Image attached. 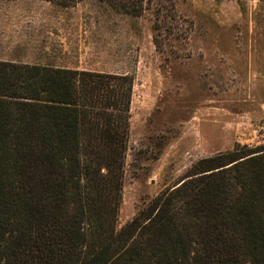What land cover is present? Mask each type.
<instances>
[{
    "label": "trees",
    "instance_id": "1",
    "mask_svg": "<svg viewBox=\"0 0 264 264\" xmlns=\"http://www.w3.org/2000/svg\"><path fill=\"white\" fill-rule=\"evenodd\" d=\"M131 90L125 76L0 62V264H264L257 148L198 161L115 230Z\"/></svg>",
    "mask_w": 264,
    "mask_h": 264
},
{
    "label": "rangeland",
    "instance_id": "2",
    "mask_svg": "<svg viewBox=\"0 0 264 264\" xmlns=\"http://www.w3.org/2000/svg\"><path fill=\"white\" fill-rule=\"evenodd\" d=\"M138 3L126 14L97 0H0V62L131 79L116 231L198 161L264 150V0ZM66 21L81 24L48 34Z\"/></svg>",
    "mask_w": 264,
    "mask_h": 264
},
{
    "label": "crops",
    "instance_id": "3",
    "mask_svg": "<svg viewBox=\"0 0 264 264\" xmlns=\"http://www.w3.org/2000/svg\"><path fill=\"white\" fill-rule=\"evenodd\" d=\"M73 23H75V26L79 27L80 25H77V24H81V23H76V22H70V21H66V22H60L59 26H56V25H49V27L52 28V31L50 32H53V33H49L48 31V34H57L56 32L60 33V34H64L65 36H68L70 34H72V31L70 30V28L73 27ZM47 24V23H46ZM57 24V23H56ZM72 24V25H71ZM85 26L86 23H84ZM65 28H67L68 30H65ZM78 34H86L85 31H83L82 33L80 31H77ZM70 60H73V61H70L71 63H73L74 65H77L79 64L81 61L79 58H76V59H70ZM29 65H36V66H49V67H53V68H65V69H72V67L68 66L69 64H63V65H58V64H53L51 63L50 65L42 62V61H38V62H35V63H32V64H29ZM78 69V68H77ZM76 70V69H75Z\"/></svg>",
    "mask_w": 264,
    "mask_h": 264
}]
</instances>
